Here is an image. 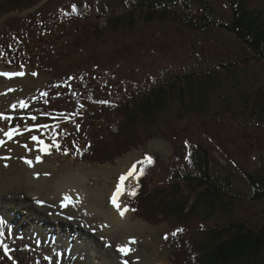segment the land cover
Segmentation results:
<instances>
[{
	"label": "rangeland",
	"instance_id": "obj_1",
	"mask_svg": "<svg viewBox=\"0 0 264 264\" xmlns=\"http://www.w3.org/2000/svg\"><path fill=\"white\" fill-rule=\"evenodd\" d=\"M66 1L76 4V0ZM205 1L214 6L217 15H227L226 17L229 18L230 15L226 13L228 4L225 0ZM24 3H18V0H0V69L4 70L3 72L5 70L13 72L11 79L0 77L3 81L2 92L0 91V175L5 169L16 164H29L33 167L40 163L38 173L46 180L81 175L85 181L87 180L83 187L88 192H93L90 198L93 201L98 192L108 197V194L111 195L119 185L123 188L128 182H132L127 188L126 197L129 198L131 186L133 191L134 183L142 174L143 166L152 163L155 166L159 163L160 168L167 167L162 171H150L145 177L148 182L161 187L157 188V194L169 192V199H166L164 207L170 214L163 217L166 219L164 224L155 225L147 224L137 216V219H132L133 215H130L131 226L128 227V234L120 236L131 239L129 254L119 255L117 248L106 249L114 243L111 239L105 242L107 238L102 241L97 237L98 231L95 233L86 231L89 236L88 242L94 247L98 246L96 255L92 252L88 254L77 252L75 257L68 247L64 248L67 246L65 243L69 242L70 246L74 247L88 248L87 239L64 233L60 225H54L56 224L54 221L63 220L61 219L63 216L66 218L68 216L62 215L58 207L55 208L53 204L47 202L36 203L33 200L34 204L40 207L39 212L32 205L24 209L25 207H22L18 201L9 199L14 195L3 193L1 190L0 213L6 214V218H3L6 224L5 229L0 230V259H6L4 255L11 257L12 252H15L22 263L26 261L31 264H169V256L171 257L173 253L165 239L171 233H177L175 239L179 242L180 235L181 238L183 236L185 242L188 235L192 236L205 228L204 222L212 227L219 222L218 219L206 221L203 213L195 214L197 216L186 224L182 223L184 220L174 219L171 222L170 218H173L172 214L178 208V204L187 202L191 204L199 195H195L194 198L186 197L185 202V194L191 193L190 189H185V194L179 196L182 197L181 199L172 197L175 188L168 184L169 181L172 180L175 186L181 184L177 188L182 189L184 180L188 176L187 172L194 166L195 154L201 158V150L212 155V162L216 161L230 171H235L236 166L248 173L254 172L256 168L258 171L257 160L260 157L264 158V116L252 115L255 109L243 103L242 95L237 94L238 89L232 87L234 85L228 75L224 74L219 80L213 81L218 84L212 90L213 94L209 96L210 103H207L205 111L198 114L194 112L191 117L188 116V111L180 112V103L177 101L173 104L174 109H169L171 113L169 118L162 119L159 123L158 121L152 123L144 115L143 102L133 101L131 95L162 82L163 75L170 79L173 77L172 73L176 72L178 76L179 69L191 65L194 60L201 61L207 55L213 58V61L223 56L233 58V53H238L240 49L233 42H227L228 44L224 42L225 50L208 49L210 42L203 31L179 24L173 19L152 21L146 16H136L138 22L135 32L125 33L122 29L109 33L106 32L107 24L103 18H99L100 26L93 24L89 27L83 22V26H75L76 23H73L72 26L66 27L72 22L65 18L73 9H69V4L63 0H45L39 7L27 11L21 8L27 7V5L21 6ZM245 4L250 10L264 11V0H245ZM63 9L68 10L66 15H62ZM18 11L22 13H17ZM45 21L46 24L43 23ZM34 22L41 24L36 33L34 31L37 27L33 26ZM43 28L45 31L42 32ZM60 29L62 33H58ZM66 29L68 35L66 38H60L59 35L65 36ZM42 39L49 44L41 43L43 48L38 50L40 45L38 42H42ZM6 42L11 49L22 55L20 57L24 60L22 67L19 65L12 70L3 67L2 47ZM30 49L34 53L31 54ZM223 51L227 53L223 54ZM49 72H59L61 77H70L68 80H71L72 91L78 93L79 98L70 96L66 99L67 105H74L73 109L80 110L82 107L79 103H86L89 104L90 109L85 108L79 113L88 115L91 113L88 111H92L89 117H95L94 114L99 116L105 114L107 118H99L100 121H96L93 125V121L83 120L76 123L81 129L76 126L71 131L67 130L68 127H61L62 134L65 135L64 146L72 147L71 140L78 146L80 143L93 141L110 151L103 158L104 160L79 164L66 155L60 157L58 152L57 156H53L52 146L35 132L36 130L24 132L8 128L14 124L11 120L13 117L41 120L44 114L53 117L65 116L62 110L65 103L60 102L56 92L58 90L56 85H63L62 79L56 76L57 73L53 75ZM240 78L252 85L248 87L250 90L264 89V65L249 68L248 73H242ZM93 86L103 90L102 96H97ZM177 86L175 90L178 94L181 89H186V82L182 79ZM80 87L82 90L91 88V92L96 95L88 91H80ZM222 88L225 94L221 92ZM228 94L236 95L239 100L237 101L235 97L229 98ZM40 100L45 102L46 107L40 110L41 112H35ZM255 101L257 102L258 98H254L250 104L255 105ZM49 106L50 110H46ZM182 114L185 119L181 120L178 116L183 117ZM27 127L28 125H25V128ZM119 134L123 147L115 150L113 145ZM122 151L126 152L122 157L109 159ZM184 153L189 159L184 160ZM179 159L181 161H178ZM216 167L220 169L221 166ZM221 172L226 175L224 170ZM239 178L241 181L239 184H244V179L240 176ZM236 182L239 188L238 180ZM17 196L23 195L17 194ZM150 196L147 195L146 199ZM103 202H105L104 206L98 208L108 211L111 204L110 196ZM245 207L247 206L243 208ZM50 210L54 212L50 213ZM214 211L212 219L221 214L220 208ZM229 213L233 217L232 211ZM257 213L261 217L264 216L262 212L257 211ZM22 214H30L32 220L26 222L27 217ZM251 214L253 210L247 207L245 213L235 212L234 218L240 215L245 219ZM57 217H60V220ZM227 218L228 216L223 213L222 220ZM60 222L62 225V221ZM258 222L262 223V220L258 219ZM14 223L15 225L18 223L17 229L16 226L11 227ZM178 225H183L184 230L174 229ZM48 227H52V230ZM32 234L35 236L33 237ZM52 235L57 239L55 244L50 243ZM56 235L65 237L62 239ZM54 236L52 240L56 241ZM42 240L47 243L45 249L36 247L39 242L44 247ZM199 244L202 246L201 241ZM179 247L182 255L185 254L182 246ZM61 251H67L68 254L71 252L70 257L64 256Z\"/></svg>",
	"mask_w": 264,
	"mask_h": 264
},
{
	"label": "trees",
	"instance_id": "obj_2",
	"mask_svg": "<svg viewBox=\"0 0 264 264\" xmlns=\"http://www.w3.org/2000/svg\"><path fill=\"white\" fill-rule=\"evenodd\" d=\"M42 1L18 0V3L25 2L21 6L27 5V7L21 8L22 10H29L35 8ZM225 2L228 4L226 13L230 15L229 18L226 17L227 15H217L214 6L205 0H77L78 5H75L77 11L70 15L71 19H69L72 23L67 24L66 27L72 26L73 23H76L75 26H83L84 23L79 20L81 17H85V22L89 27L93 24L100 26L101 21L94 18L99 13L104 16L107 24L106 32H118L123 29L125 33H130L137 30L138 21L136 22L135 17L146 16L152 21L173 19L179 24L182 23L203 31L206 39L210 42L207 48L211 50H225L224 45L228 44L227 42H233L240 49L238 53H233V58L223 56V58H216L213 61V58L211 59L207 55L201 61L194 60L191 65L182 66L178 71V76L176 72L175 74L172 73L173 77L170 79L163 75L162 82L146 88L138 94H132L131 98L133 101L143 102L144 115L152 123L157 121L159 123L160 120L169 118L171 116L169 109H174L173 104L177 101L180 103V112L188 111V116L191 117L194 112L198 114V112L205 111L207 103H210L209 96L213 94L212 90L218 84L213 81L219 80V77L224 74L225 76L228 75L229 80L234 85L232 87L238 89L237 94L242 95L243 103L248 106L251 105V109H255L252 115L255 117L264 116V89L254 91L253 88L250 90L248 87L252 85L240 78L242 73H248L249 68L264 65V11L262 9L250 10L245 4V0H225ZM93 9L94 11H92ZM37 30L39 29L37 28ZM62 32L61 29L58 31V33ZM68 33L67 30L64 37L60 35L59 37L66 38ZM41 43L49 44L42 39V42H38L40 44L39 50L43 48ZM3 50L5 52L4 60L11 68L23 63L20 60L22 56L20 52L11 49L9 43L6 42L3 45ZM30 51L31 54L34 53L33 50L30 49ZM23 53L25 54V52ZM226 53L223 51V54ZM16 59H18V63L13 62ZM69 78V76L62 77L63 85L57 86L58 90L56 91L57 98L60 99L61 103H65L62 109L65 116L53 117L44 114L31 129L37 130L43 139L48 140L49 144L53 146L55 155L57 152L60 157L66 155L67 158H71L79 164L97 163L96 161L104 160L103 158L110 153L103 146H98L91 141L90 143H80L79 147L73 140H71L72 147L64 146L65 135L62 134L61 127H68V131L76 126L81 129L80 125L76 123L83 120L93 121V125L96 121H100L99 118L105 117V114L99 116L94 113L95 117H89L92 111H88L91 112L88 115L79 113L85 108L90 109L89 104L86 103H79L82 107L80 110L73 109L74 105H67L66 99H69L70 96L79 98V94L72 91L73 86L70 85L71 80H68ZM182 79L186 82V89H181L177 94L175 89L182 82ZM79 90L94 94L91 92V88L82 90L80 87ZM93 90L97 96H102L103 90H98L94 86ZM107 92L111 93V91ZM221 92H223V88ZM223 94L225 93L223 92ZM232 97H235L237 101L239 100L236 95H229V98L234 99ZM254 98H258V101L252 105L250 103ZM44 103L42 100L39 101L38 108H45ZM50 108L49 106V109L46 110H50ZM182 116H178V118L185 119L184 114ZM105 119L107 118L105 117ZM121 140V134H119L113 149L120 150L123 147ZM201 153L202 159L195 154L194 166L187 172L188 176L184 180L182 189L177 188L181 184L175 186L172 184V180L168 183L175 188L172 191V197L175 196L177 199L182 198L179 196H183L182 193L186 192L185 189L191 190L189 194L184 193L185 202L187 201L185 200L186 197L194 198L195 195H199L191 204L190 202L178 204V208L173 212V218L170 220L171 222L174 219L184 220L182 223L186 224L192 220L191 218L194 219L197 216L195 214L203 213L206 221L218 219L219 222L213 227L204 222L205 228L192 236L188 235L185 242L182 239L183 236L181 238L180 235L181 240L179 242L175 239L177 233H171L165 239L167 246L173 253L171 257L169 256L168 263L264 264V216L261 217L257 213V211L264 213V158L260 157L257 160L258 171L256 168L254 172L248 173L239 166H236L235 171H230L226 166L218 164L216 161L212 162L211 154H207L206 151L202 152V150ZM124 154L126 152L122 151L109 159L115 160ZM186 156L188 155L184 153V160L189 159ZM217 165L221 166L220 169H217ZM166 167L160 168L159 163H156L155 166L153 163L143 166L142 174L134 183L135 189L126 202L132 210L134 219L138 217L150 225L165 223L166 219L163 217L170 214L164 207L166 199H169V192L164 191L161 195L157 194V188L161 187L148 182L145 176L149 175L150 171H162ZM221 170H224L226 175H223ZM238 175L244 179V184H239L241 181ZM236 180H238L239 188ZM141 184L142 188H140ZM147 195H151L150 198L146 199ZM244 206L251 208L253 214L244 219L240 217V213L238 218L236 216L234 218L237 211L245 213L247 207L243 208ZM217 208L221 209V214L212 219L214 210ZM230 211H232L233 217L229 213ZM223 213L228 216L225 220H222ZM181 217L182 219H180ZM258 219H261L262 223H259ZM174 229L184 230L183 225L175 226ZM199 241L202 242V246ZM179 246H182L185 254L182 255ZM0 264H10V262L7 259H0ZM23 264L31 263L24 262Z\"/></svg>",
	"mask_w": 264,
	"mask_h": 264
},
{
	"label": "bare ground",
	"instance_id": "obj_3",
	"mask_svg": "<svg viewBox=\"0 0 264 264\" xmlns=\"http://www.w3.org/2000/svg\"><path fill=\"white\" fill-rule=\"evenodd\" d=\"M3 71H1L0 69V77L5 79H11L13 77V72ZM2 83L3 81L0 79V91L2 90ZM38 165L41 164H35L33 167L29 164H16L11 168L5 169L0 175V191L2 190L1 192L3 193L5 192L9 195H14L9 199L15 200V202L18 201V203L21 204L22 207H25L24 209H28V207H31L30 205H32L35 209H38L36 211L39 212L40 207L36 206L34 204L35 202H47L53 204L55 208L58 207V211H60L62 215L68 217L66 218L63 216L61 218L63 220H60V217H57L60 221H62V225L60 221H54V223H56L54 225H60L63 228L62 231H64V233L75 235L78 238H82L85 240L87 239L86 242L88 243V248H84V246L74 247L70 246L69 242L65 243L67 246H64V248L68 247V249H70V251L75 254V257L77 256V252H81L82 254H84L85 252L87 254L92 252L93 255H96V247L98 246L94 247L90 244V242H88L89 239L87 237L89 236H87L86 231H94V233L98 231L99 234L97 235V237L99 238V240L100 238L101 240L107 238L105 239V242H107L108 239H111V242L113 241L114 243L108 246L106 249L116 250L117 248L116 251L119 255L130 253L131 244L129 240L131 241V239L125 237L120 238L121 235H125L128 232V227L131 226V211L125 205V198L127 193L126 186H124L123 188H121L122 186H118L113 192H111V195L108 194V197H105V195H103L101 192H98L95 195V199H93L92 201L90 198L93 196V192H88L83 187V185H86L87 180L85 181L81 175H77L75 177L61 176L46 180L42 178L41 174L39 175ZM20 193L23 196L18 197L17 194L21 195ZM109 196L111 199V204L108 208V211H105V209H103L102 211L98 207H101V205L103 207L105 203L103 201L109 198ZM89 199L92 202L89 201ZM41 207H43V205ZM52 212H54V210H50V213ZM22 216L27 217L26 222L32 220L30 214H22ZM3 218H6V214L4 213V215H2V213H0V220L4 223ZM15 226L17 229L18 223ZM11 227H14L13 224ZM48 228L52 230V227ZM49 234L51 235L50 232ZM26 236L27 238H29L28 234ZM34 236L35 235H33V237ZM52 236L50 243L55 244L56 241L52 240ZM92 241H94V239H92ZM43 242L44 247L42 246L41 242L38 243L40 244L39 246L38 244H35L36 247L45 249L47 243L45 240ZM71 252L70 254H68L67 251H61L60 253H63L64 256L70 257ZM86 258H88V256H86Z\"/></svg>",
	"mask_w": 264,
	"mask_h": 264
}]
</instances>
